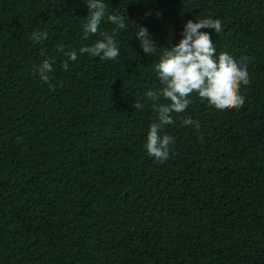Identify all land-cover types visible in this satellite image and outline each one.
<instances>
[{
    "label": "trees",
    "instance_id": "1",
    "mask_svg": "<svg viewBox=\"0 0 264 264\" xmlns=\"http://www.w3.org/2000/svg\"><path fill=\"white\" fill-rule=\"evenodd\" d=\"M104 2L130 21L107 61L79 54L116 28L105 17L84 39L86 0H0V264H264V0ZM208 17L222 22L202 29L217 55L245 58V104L219 111L194 93L162 129L175 143L157 161L144 94L161 87L165 47ZM139 26L156 53L142 51ZM45 59L47 84L35 72Z\"/></svg>",
    "mask_w": 264,
    "mask_h": 264
},
{
    "label": "clouds",
    "instance_id": "2",
    "mask_svg": "<svg viewBox=\"0 0 264 264\" xmlns=\"http://www.w3.org/2000/svg\"><path fill=\"white\" fill-rule=\"evenodd\" d=\"M89 14L87 22L83 25V38L95 35L100 31V24L107 20L116 26L113 34L100 32L103 37L91 46L79 49L80 55L99 57L101 60H115L120 55V49L115 40L117 30H126L130 21L127 20L122 9L118 13L108 14V5L104 0H86ZM202 29L214 30L215 34L223 31L222 22L211 17L198 19L197 22L189 20L184 25L183 37L178 44L165 47L154 66L157 79L161 87L158 91L147 90L145 96L152 101V108L157 114V119L149 125V131L144 145L147 154L157 161L163 162L169 158L174 138L168 134L161 135L165 125L175 123L172 114H180L192 103L191 97L195 93L202 100L219 111L239 110L245 104V97L241 94L242 85L250 83L245 58L237 61L227 52L217 55L215 44L211 34ZM136 37L140 41V47L146 55L156 53L157 44L151 38L148 29L139 26ZM31 38L40 43L48 38V33L33 32ZM63 51V45L60 46ZM70 61L77 60V51L65 53ZM63 68L68 69L67 61ZM53 65L45 59L35 69L44 83H50V73ZM164 98L169 103H159ZM134 108L143 109L144 105L138 101ZM184 126L194 125L199 129L200 124L191 117L183 120ZM19 142V141H18Z\"/></svg>",
    "mask_w": 264,
    "mask_h": 264
}]
</instances>
